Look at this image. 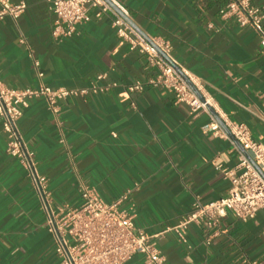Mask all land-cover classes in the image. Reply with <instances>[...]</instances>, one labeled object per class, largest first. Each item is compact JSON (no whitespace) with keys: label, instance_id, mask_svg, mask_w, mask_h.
I'll list each match as a JSON object with an SVG mask.
<instances>
[{"label":"crops","instance_id":"obj_1","mask_svg":"<svg viewBox=\"0 0 264 264\" xmlns=\"http://www.w3.org/2000/svg\"><path fill=\"white\" fill-rule=\"evenodd\" d=\"M12 1L26 2L27 9L17 20H0L3 83L87 90L61 101L57 113L35 98L18 119L53 204L80 206L84 185L107 202L131 190L121 208L134 214L140 230L158 234L153 242L166 264H264V209L246 221L228 213L217 233L191 224L187 244L163 233L197 199L208 202L228 192L222 169L234 168L241 150L205 129L211 113L193 112L153 84L158 70L117 35L109 14H92L72 37L59 39L47 0ZM119 1L137 31L169 40L174 60L203 84L211 102L264 141V51L252 28L220 14L229 0ZM252 2L264 8V0ZM137 81L143 88L130 91ZM58 261L29 172L7 152L0 120V264ZM143 263L137 254L125 264Z\"/></svg>","mask_w":264,"mask_h":264},{"label":"built area","instance_id":"obj_2","mask_svg":"<svg viewBox=\"0 0 264 264\" xmlns=\"http://www.w3.org/2000/svg\"><path fill=\"white\" fill-rule=\"evenodd\" d=\"M47 1L54 14L52 34L59 39L72 37L77 26L89 21L92 14L98 17L109 14L117 35L128 42L131 50L138 49L144 53L148 64L158 70L151 82L173 92L176 102L187 104L193 112H210L208 106H212L234 138L252 157L254 162L241 151L234 168L222 169L224 176L230 181L225 196L208 202L197 199L193 210L178 223L167 227L163 233H172L178 241L187 244L191 224H198L206 230H216L217 233L222 218L228 213L246 221L253 218L258 210L264 209L263 139L254 138L247 123L229 119L211 102L203 84L174 60L169 40L145 36L137 31L129 21L127 8L119 0ZM26 9L24 1L15 3L12 0H0V20H17ZM220 14L224 18H233L240 26L252 28L264 51V8L254 4L252 0H229ZM36 65L39 63L36 62ZM175 65L180 67L181 72ZM104 76L100 74L98 78ZM186 78L203 98L193 90ZM142 88L143 83L137 81L129 90ZM84 93H87L86 89L52 88L44 84L31 88H12L6 86L0 77V120L7 135V152L19 158L29 172L46 216L47 229L54 237L58 264H125L137 254L143 255V264H166L165 254L153 242L158 234L149 235L140 230L135 224L134 214L121 208L122 203L128 200L131 190L125 191L116 200L107 202L94 188L84 185L80 188V206L54 205L48 179L37 171L33 161L34 153L23 142L18 119L33 99L43 98L49 108L57 113L61 101ZM205 129L231 139L213 116ZM113 136H117L115 132ZM231 141L237 147L234 140Z\"/></svg>","mask_w":264,"mask_h":264},{"label":"water","instance_id":"obj_3","mask_svg":"<svg viewBox=\"0 0 264 264\" xmlns=\"http://www.w3.org/2000/svg\"><path fill=\"white\" fill-rule=\"evenodd\" d=\"M130 21V20H129ZM132 23V22H131ZM175 67L177 68V70L179 72H181V69L179 66L175 65ZM187 79V78H186ZM187 81L190 83L191 87L193 88L194 91L197 92V94L203 98L201 96V94L197 91V89L194 87V85L187 79ZM208 110L210 111L211 115L216 119V121L222 126V128L228 133V135L230 136V138L232 140H234L235 144L237 145V147L251 160L253 161L252 157L250 156V154L243 148V146L234 138L233 134L230 132V130L227 128V126L225 125V123L223 122V120L219 117L218 113L214 110V108L212 106H208ZM254 162V161H253Z\"/></svg>","mask_w":264,"mask_h":264}]
</instances>
